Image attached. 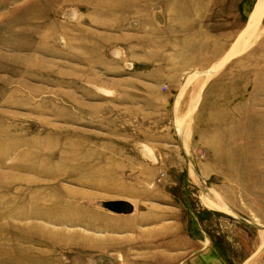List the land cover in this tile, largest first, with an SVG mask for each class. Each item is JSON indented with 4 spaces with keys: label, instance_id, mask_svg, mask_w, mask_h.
<instances>
[{
    "label": "rangeland",
    "instance_id": "374dc122",
    "mask_svg": "<svg viewBox=\"0 0 264 264\" xmlns=\"http://www.w3.org/2000/svg\"><path fill=\"white\" fill-rule=\"evenodd\" d=\"M199 236L264 264V1L0 0V264H199Z\"/></svg>",
    "mask_w": 264,
    "mask_h": 264
},
{
    "label": "crops",
    "instance_id": "0c3cea01",
    "mask_svg": "<svg viewBox=\"0 0 264 264\" xmlns=\"http://www.w3.org/2000/svg\"><path fill=\"white\" fill-rule=\"evenodd\" d=\"M203 256L210 257L211 253L207 250V244L205 240L199 236V264H220L221 262L211 258L203 259L205 258Z\"/></svg>",
    "mask_w": 264,
    "mask_h": 264
},
{
    "label": "water",
    "instance_id": "95a60500",
    "mask_svg": "<svg viewBox=\"0 0 264 264\" xmlns=\"http://www.w3.org/2000/svg\"><path fill=\"white\" fill-rule=\"evenodd\" d=\"M103 205L119 213H131L134 209L133 206L126 201H112L109 203H104Z\"/></svg>",
    "mask_w": 264,
    "mask_h": 264
},
{
    "label": "bare ground",
    "instance_id": "6f19581e",
    "mask_svg": "<svg viewBox=\"0 0 264 264\" xmlns=\"http://www.w3.org/2000/svg\"><path fill=\"white\" fill-rule=\"evenodd\" d=\"M263 1H264V0H263ZM248 32H249V31H248ZM246 36H247V35H246V33H244V34H243V37H246ZM243 40H244V39H243ZM239 42H240V41H239ZM234 48H235V47H234ZM245 48H246V47H245V46H243V47H242V51H244V50H245ZM182 130H183V128H182Z\"/></svg>",
    "mask_w": 264,
    "mask_h": 264
}]
</instances>
